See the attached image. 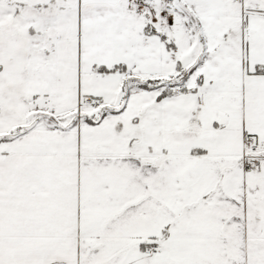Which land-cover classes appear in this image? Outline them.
<instances>
[{
    "label": "snow or ice",
    "instance_id": "snow-or-ice-1",
    "mask_svg": "<svg viewBox=\"0 0 264 264\" xmlns=\"http://www.w3.org/2000/svg\"><path fill=\"white\" fill-rule=\"evenodd\" d=\"M0 264H264V0H0Z\"/></svg>",
    "mask_w": 264,
    "mask_h": 264
}]
</instances>
